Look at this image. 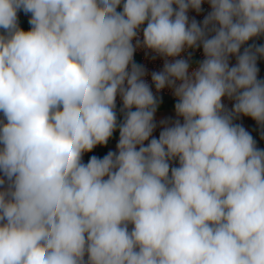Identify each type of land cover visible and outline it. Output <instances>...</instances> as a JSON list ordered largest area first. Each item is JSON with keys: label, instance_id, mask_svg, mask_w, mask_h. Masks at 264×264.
<instances>
[{"label": "clouds", "instance_id": "obj_1", "mask_svg": "<svg viewBox=\"0 0 264 264\" xmlns=\"http://www.w3.org/2000/svg\"><path fill=\"white\" fill-rule=\"evenodd\" d=\"M204 2L0 0V264H264V150L234 123L264 125V45L240 54L264 0H207L189 21ZM200 46L190 71L177 57ZM141 47L166 58L151 80L183 119L158 138Z\"/></svg>", "mask_w": 264, "mask_h": 264}, {"label": "built area", "instance_id": "obj_2", "mask_svg": "<svg viewBox=\"0 0 264 264\" xmlns=\"http://www.w3.org/2000/svg\"><path fill=\"white\" fill-rule=\"evenodd\" d=\"M174 7H176V6L174 5ZM118 11H122V5H121V8H118ZM210 12H211V6L209 3H207V0H205V2L202 3V5H201V11L199 13H197L193 9H189L187 15L189 17V21H191L192 19H195L198 22V24L202 25L204 18ZM144 26H146V25H144ZM211 35H214V33H209L208 34L209 38H211ZM139 39L141 41L143 39L142 28L139 30ZM133 43L135 44V40L133 41ZM243 50H244V47L242 45L241 50H240V54L243 53ZM179 58H184V59L189 60L190 71L197 68L199 63L201 61H203V59H205L202 46L197 47V48H185V50L181 53V56L177 57V59H179ZM165 59H166L165 57H162V56L152 52L151 50H148V49L143 48V47L137 48L136 52L134 53V61L137 64L142 65L146 70V75L143 77V79L149 84L154 95L158 99L165 98V99L172 100L174 102H178V98L173 94L172 88H169L166 86L164 89L157 92L155 89V85L153 84V82L151 80V74L153 72H160L163 70ZM168 59H171V58H168ZM236 62H237L236 55H232L229 57L230 67L235 66ZM222 102L224 103V105L229 110L232 108V106L234 104V101L229 100L227 97L222 98ZM116 103H117V113H120V109L122 107V101H121L119 96H117V102ZM244 117L245 116L241 115L237 119H235L234 121L240 122L244 119Z\"/></svg>", "mask_w": 264, "mask_h": 264}, {"label": "crops", "instance_id": "obj_3", "mask_svg": "<svg viewBox=\"0 0 264 264\" xmlns=\"http://www.w3.org/2000/svg\"><path fill=\"white\" fill-rule=\"evenodd\" d=\"M30 13L25 14L23 11L18 12V17H21L27 21L30 19ZM264 45V35H260L259 37L253 38L252 40L248 41L245 45H243L244 48L249 47L250 45ZM257 67L259 69L258 72V79L264 80V56H258L257 58ZM0 118H2V114H0ZM179 119L181 123L183 122L182 117H178L176 115L175 109H169V110H158L155 113L154 116V122L157 124L156 129L153 132V136L158 138L160 131L163 129V125L161 124V121H167L169 123H172ZM237 124L242 125L246 131L249 132V134L253 137V139L256 142V147L258 149L264 150V125L258 124L255 120H253L251 117H244V119L240 122H234ZM119 135L118 137L113 140L107 147V153L109 151H117L116 145L118 143ZM147 144V142H145ZM101 145L96 146V152L99 149ZM106 153V154H107ZM89 153H85L83 155V162L87 163L89 159ZM131 225L129 228L131 229Z\"/></svg>", "mask_w": 264, "mask_h": 264}, {"label": "trees", "instance_id": "obj_4", "mask_svg": "<svg viewBox=\"0 0 264 264\" xmlns=\"http://www.w3.org/2000/svg\"><path fill=\"white\" fill-rule=\"evenodd\" d=\"M119 8H121V7H119ZM18 22H19V26L23 29V30H25V31H27V30H30V28H31V25L29 24V21H27V20H25V19H23V18H21V17H18ZM0 31H2V30H0ZM159 100V106H158V108H157V111L158 110H169V109H175V104L177 103V102H174V101H172V100H169V99H165V98H162V99H158ZM134 110V109H133ZM117 119H118V123L119 122H122V120H123V114L120 112V113H117ZM234 122H236V121H234ZM118 135H119V130L117 129L114 133H113V136L109 139V141H108V143H107V145H101L100 147H99V149L97 150V152L95 151L96 150V147L92 150V152H90V154H89V158L91 157V156H93V155H95V156H97V157H100V158H103L105 155H106V153H107V147H108V145L113 141V140H115L117 137H118ZM174 161H172L171 162V165L173 166V167H176V166H174Z\"/></svg>", "mask_w": 264, "mask_h": 264}, {"label": "rangeland", "instance_id": "obj_5", "mask_svg": "<svg viewBox=\"0 0 264 264\" xmlns=\"http://www.w3.org/2000/svg\"><path fill=\"white\" fill-rule=\"evenodd\" d=\"M174 166H178V160H174ZM172 166V165H171Z\"/></svg>", "mask_w": 264, "mask_h": 264}]
</instances>
